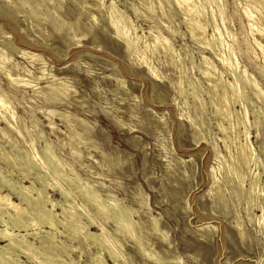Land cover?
I'll return each mask as SVG.
<instances>
[{
	"label": "rangeland",
	"instance_id": "obj_1",
	"mask_svg": "<svg viewBox=\"0 0 264 264\" xmlns=\"http://www.w3.org/2000/svg\"><path fill=\"white\" fill-rule=\"evenodd\" d=\"M10 1L0 0V50L5 51L3 54H7V58L13 62L11 63L10 60V64L14 67L11 72L6 71V73L5 70L0 69V97L5 100L6 96L8 98L6 102L9 100L12 111L15 110L13 111L16 119H14V131L10 133L16 138L18 146H22V151L30 156V158L27 157L26 164L18 160L20 153L18 151L16 153V150L8 145L7 138L4 141L0 134V145L4 146L8 153L12 152L11 159L21 166H28L32 160L38 159L35 162L38 161L37 163L41 164L40 166L48 172L51 180L53 178L59 189L62 187L61 190L64 193H69H67L70 195L69 201L75 205L77 212L83 214L82 216L78 213L76 218V223L81 221L77 223L78 226L81 225L80 229L83 230L89 225L92 226L94 233L103 235L101 240L103 238L104 241H102L106 244L109 242L110 250L120 255H118L119 264H157L159 260V264H177V262L179 264H264V227H262L264 213L261 212V209L264 212V199L259 196L264 193L263 191L255 192L252 195L254 199L250 196L253 200L248 196L250 183L257 175L261 176H258L259 187L264 189V96L261 95V93L264 94V52L256 46L259 45L257 44L259 36L252 34L247 15L243 14V10L248 8L259 18V24L264 28V8L260 4L257 5L256 0H217L218 5L222 2L218 7L223 6V10L220 9V11L217 8L218 5L215 3L216 5L213 6L214 2L209 0L212 4L208 14L201 19L198 27H194L201 26L204 30L207 29L206 33L203 31V39L200 41L194 38L196 34L194 36L190 32L189 22L196 13L191 14L186 5L182 4L181 7L176 0H168V2L167 0H144V3L143 0H106L102 9L99 8L97 0H62V2L61 0H27L28 2L13 0L14 4ZM202 1L198 2L199 7L201 3L207 4L205 0ZM146 2H148L147 5ZM110 3H115L117 6L114 5L111 9ZM194 4L190 2V6ZM159 5L161 8L164 6L163 10ZM120 10L124 11V18L120 20L123 23L126 19L125 23L130 25V34L133 37L139 36L137 37L140 44L137 43V46L141 50L137 47L138 50H134V52L138 51L139 55L129 52L126 43L118 37L111 25L112 19H119L116 11ZM212 10L215 12L211 13ZM113 14L115 16L111 17ZM213 16L216 22L210 21L213 20ZM186 19L188 24L184 23ZM222 19L226 22L224 23ZM214 34L218 36L219 42H215L213 51L206 44L207 41L213 40ZM156 39L163 45L155 44ZM144 44L147 47H144ZM226 45L229 47L228 51ZM169 48L175 51L170 50L171 53L173 52L171 54L168 52ZM142 51L145 53H143L144 56ZM21 52H27L30 55L25 56ZM215 52L222 53L226 61L230 60L229 63L237 59V74L240 80L246 81L247 88L244 91L245 96L238 97L241 104L233 103L231 99L230 107L232 111L240 113L244 117H242L244 122L247 121L249 125L247 122V124H240L236 115H232L231 119L223 118L222 115L217 114L216 107L210 103L211 95L209 94L212 91L213 79L210 80L209 76H205L209 70L218 72V77L225 84L230 82L227 85L231 89V98H233L232 90L241 88V86L237 88L238 81L232 78L229 69L219 62ZM34 54L36 58L31 57ZM178 56L181 57L180 61ZM142 58L144 62L141 61ZM181 62L186 67L182 66ZM182 67L188 72L186 69L182 72L184 70ZM18 77V81H14ZM39 77L42 80L37 82L36 78ZM21 78L25 85L24 83L22 85ZM59 81L66 85L58 84ZM182 81H184L183 84ZM255 85L258 86L259 92L262 91L261 96L256 91ZM63 86L68 88L69 95L62 96L55 93L60 96L55 94L50 96L53 94L50 89L58 90ZM242 97L247 98L243 100ZM245 99H248L247 102ZM47 110L50 112L48 113ZM51 111L59 113L53 112L54 115H51ZM67 116L69 118L66 119ZM5 127L6 124L0 121V129ZM68 136L74 139L71 141ZM82 141L86 142V146L84 143L81 144ZM71 142L74 143L71 144ZM35 143L36 145H33ZM47 144L50 147H47ZM242 144L254 150H252L254 158H258V161L255 158V161L248 166L241 163L238 148H241ZM70 145L74 146L75 150H80L75 152ZM95 148H98V152ZM45 153L50 154L51 157L55 154V158L58 159V162L55 161L56 159L53 160L55 166L53 164V167L47 166L49 156L47 157ZM230 157L232 162L229 160ZM235 160L236 162L240 160L239 166H241H237L234 174H242L244 177L234 175L231 171L233 169L229 171L230 167L233 168ZM57 166L62 172V177H57L58 175L54 173ZM10 168L12 166L9 167L8 163L0 158V172L3 171L1 174L6 177L9 174L8 178H11L8 172ZM14 174L12 177L15 179L22 178L16 170ZM30 175H27L24 181L27 186H30L32 182ZM42 176L39 177L42 178ZM241 179L243 183L245 180L246 185ZM48 183L46 195L53 201H62V206L56 213L60 215L64 208L68 219L75 218L60 192L55 191L50 186L51 183L49 185ZM240 184L242 186H239ZM36 186L41 187L38 182ZM77 187L80 188L77 189ZM3 191L5 194L8 192L5 189ZM88 193L90 197L95 196V198H90ZM12 198L15 203H19L18 198L15 196ZM95 199L102 200L96 202L102 205L97 204L95 207ZM119 205L124 209L132 210L133 220L138 223L132 233L133 240L127 232H116L117 226L108 216L110 215L108 213L114 212L113 209L121 208ZM99 207L107 208L108 215L100 214L102 212L97 211ZM7 212L15 213L14 210ZM99 225L105 229V232L101 231ZM60 235L59 232L56 233L57 239L64 241L70 247L69 255L63 253L62 260L70 264H100L95 258L100 247L94 241L93 244L92 239L87 242L83 239L73 241ZM145 253H149L148 256L151 253L152 255L148 257ZM103 258L106 259L105 264H117L107 252L103 253ZM154 258L158 260L155 261ZM50 261L48 260V264H57ZM24 264L31 263L24 260Z\"/></svg>",
	"mask_w": 264,
	"mask_h": 264
},
{
	"label": "bare ground",
	"instance_id": "obj_2",
	"mask_svg": "<svg viewBox=\"0 0 264 264\" xmlns=\"http://www.w3.org/2000/svg\"><path fill=\"white\" fill-rule=\"evenodd\" d=\"M13 0H11L10 2H12ZM19 1V0H18ZM27 1V0H26ZM25 1V2H26ZM38 1V0H37ZM42 1V0H41ZM54 1V0H53ZM64 1V0H63ZM96 1V0H95ZM98 1V3H99V8H101L103 5H104V2L106 1V0H97ZM146 1V0H145ZM144 0L142 1L143 3L145 2ZM158 1V0H157ZM166 1V0H165ZM200 1H202V0H176V3H178L181 7H182V4L185 6H187V10H189V12L191 13V14H193V13H196L195 14V17L189 22V25L191 26V31L190 32H192L193 34H194V36H195V34H196V36L194 37V38H196V39H198V40H202L203 39V31L205 32L207 29H205L204 30V28H202L201 26H200V28H194V27H198V24L201 22V19L205 16V15H207L208 14V10H209V8H211V2L209 1V0H205L206 1V3L207 4H205V5H203L202 3H201V7H199L198 6V2L200 3ZM217 0H212V2H214V4H213V6L214 5H216L217 4V2H216ZM223 1V0H222ZM225 1V0H224ZM14 2V1H13ZM12 2V3H13ZM23 2V1H22ZM28 2V1H27ZM26 2V3H27ZM40 2V1H39ZM48 2V1H47ZM61 2H62V0H61ZM60 2V3H61ZM75 2V1H74ZM85 2H87V1H85ZM149 3H150V1H148ZM148 2H146V5H147V3ZM163 2V1H162ZM167 2H168V0H167ZM190 2H193V3H195L193 6L191 5L190 6ZM203 2V1H202ZM251 2H253V1H251ZM19 3V2H18ZM37 3V2H36ZM160 3V2H159ZM216 3V4H215ZM226 3V2H225ZM256 3H258L257 5H261V7L262 8H264V0H256ZM14 4V3H13ZM22 4V3H21ZM45 4V3H44ZM43 4V5H44ZM111 4V3H110ZM161 4V3H160ZM222 4V2L217 6V8L220 6ZM243 4V3H242ZM11 5V4H10ZM9 5V6H10ZM28 5H29V3H28ZM85 5V4H84ZM83 5V6H84ZM115 5V3H113V4H111L110 5V7H111V9L112 8H114L113 6ZM162 5V4H161ZM161 5H159L160 6V8H161ZM171 5V4H170ZM240 5H241V3H240ZM16 5H14V7H15ZM23 6H24V2H23ZM22 6V7H23ZM26 6V5H25ZM36 6V5H35ZM34 6V7H35ZM45 6V5H44ZM59 6V5H58ZM86 6V5H85ZM115 6H117V4L115 5ZM150 6V5H149ZM153 6H154V4H153ZM254 6V5H253ZM21 7V8H22ZM27 7V6H26ZM38 7V6H37ZM52 7H53V4H52ZM87 7V6H86ZM106 7V6H105ZM135 7V6H134ZM157 7V6H156ZM155 7V8H156ZM163 7L164 6H162V10H163ZM216 7V6H215ZM241 7V6H240ZM257 7V6H256ZM256 7H255V9H256ZM24 8V7H23ZM22 8V9H23ZM30 9H32L31 7H29ZM28 8V9H29ZM59 8H61L60 6H59ZM59 8H58V10H59ZM83 8H85V7H83ZM118 8V7H117ZM149 8V7H148ZM159 8V9H160ZM202 8V9H201ZM242 8V7H241ZM252 8V7H251ZM259 8H260V6H259ZM25 9V8H24ZM41 9V8H40ZM102 9V8H101ZM184 9V8H183ZM201 9V10H200ZM219 10L220 9H222L223 10V6L221 7V8H218ZM217 9V10H218ZM243 9H245L244 8V6H243ZM39 10V9H38ZM117 10V9H116ZM149 10H151V9H149ZM211 10V9H210ZM226 10V9H225ZM262 10V12H263V9H261ZM24 11H26V10H24ZM34 10H32V12H33ZM61 12H62V10H60ZM59 11V12H60ZM84 11V10H83ZM135 11V10H134ZM138 11V10H137ZM181 11H182V9H181ZM221 11V10H220ZM1 12H3V11H1ZM31 12V11H30ZM36 12H38V11H36ZM54 12V11H53ZM113 12V11H112ZM117 13H118V16H117V14L115 13V11H114V14H116V16L117 17H119V19L118 18H116V19H112L111 20V22H112V26H113V28H114V30H115V32H116V34L118 35V37L120 38V39H122L123 41H124V43H126V47L128 48V50H130L129 52H131V53H133L134 52V50L136 49V47L138 48V46H137V43L138 44H140V42H138V37L137 36H132L131 34H130V32H131V30H130V25L128 26L126 23H125V20H124V22L123 23H125V24H123L122 23V21L120 20V19H122V18H124L123 16V12H121V10L120 11H116ZM165 12V11H164ZM163 12V13H164ZM213 12H215V11H211V13H213ZM223 13H224V11H222ZM243 14H244V16H246V18H248L247 19V21L250 23H248V25H250L251 26V31H252V34H254V35H258L259 36V41H258V43L257 42H255V40H254V44H259V45H256V46H258V47H260L261 48V50L264 52V42L262 41V40H264V28L259 24V18L256 16V15H254L251 11H249L248 10V8L247 9H245V11L243 10ZM259 12V11H258ZM261 12V11H260ZM40 13V12H39ZM48 13V12H47ZM55 13V12H54ZM187 13V12H186ZM189 13V14H190ZM220 13V12H219ZM218 13V14H219ZM222 13V14H223ZM246 13V14H245ZM25 14V13H24ZM36 14H38V13H36ZM111 15V17L112 16H115V15ZM135 14H138V13H135ZM161 14H162V12H161ZM183 14V13H182ZM191 14H190V16H191ZM215 14V13H214ZM217 14V15H218ZM221 14V13H220ZM219 14V15H220ZM259 14V13H258ZM263 14H264V12H263ZM26 15V14H25ZM35 15V14H34ZM40 15V14H39ZM52 15V14H51ZM57 15V14H56ZM156 15V14H155ZM164 15V14H163ZM216 15V14H215ZM214 15V16H215ZM218 15V16H219ZM8 16V15H7ZM37 16V15H36ZM36 16H35V18H36ZM41 16V15H40ZM110 16V15H109ZM126 16V15H125ZM194 16V15H193ZM211 16H212V14H211ZM213 16V17H214ZM258 16H260V15H258ZM31 17H34V16H32L31 15ZM39 17V16H38ZM56 17V16H55ZM94 17V16H93ZM111 17H109V18H111ZM164 17H165V15H164ZM212 17V18H213ZM221 17H223V16H221ZM263 17V16H262ZM9 18V17H8ZM46 18V17H45ZM96 18V17H95ZM108 18V17H107ZM224 18V17H223ZM245 18V17H244ZM245 18V19H246ZM44 19V18H43ZM47 19V18H46ZM46 19H44V21L45 22H47L46 21ZM52 19V18H51ZM63 19V18H62ZM128 19H129V17H128ZM127 19V20H128ZM35 20V19H34ZM95 20V19H94ZM188 19H186V21H184V23L185 22H187V23H185V24H188V21H187ZM215 20V17L213 18V20H210V21H214ZM36 21V20H35ZM41 21H43V20H41ZM50 21V20H49ZM54 21V20H53ZM60 21V20H59ZM129 21H132V20H129ZM222 21H224L223 19H222ZM38 22V21H37ZM62 22V21H61ZM67 22V21H66ZM95 22V21H94ZM215 22H216V20H215ZM226 21H224V23H225ZM70 23V22H69ZM129 23V22H128ZM212 23V22H211ZM223 23V24H224ZM261 23V22H260ZM57 24V23H56ZM95 24V23H94ZM97 24V23H96ZM204 24H205V22H204ZM210 24V23H209ZM42 25V24H41ZM65 25V24H64ZM67 25V24H66ZM133 25V22L131 23V26ZM214 25V24H213ZM209 26V25H208ZM37 27H38V25H37ZM61 27V26H60ZM65 27V26H64ZM63 27V28H64ZM67 27V26H66ZM133 27V26H132ZM211 27V26H210ZM249 27V26H248ZM56 28V27H55ZM190 28V27H189ZM217 28V27H216ZM65 29V28H64ZM133 29V28H132ZM168 29H169V27H168ZM218 29V28H217ZM250 29V28H249ZM1 30H3V29H1ZM134 30V29H133ZM159 30V29H158ZM213 30V29H212ZM137 31V30H136ZM215 31V30H214ZM218 31H219V29H218ZM250 31V32H251ZM6 32V31H5ZM134 32H135V30H134ZM159 32V31H158ZM157 32V33H158ZM213 32V31H212ZM72 33H73V31H72ZM135 33H137V32H135ZM161 33V32H160ZM159 33V34H160ZM206 33V32H205ZM208 33V32H207ZM213 33H216V32H213ZM133 34V33H132ZM152 34V33H151ZM171 34V33H170ZM176 34V33H175ZM192 34V35H193ZM160 35H162V34H160ZM159 35V36H160ZM158 36V35H157ZM163 36V35H162ZM161 36V37H162ZM173 36H174V34H173ZM251 36V35H250ZM76 37V36H75ZM154 37H155V35H154ZM218 36H216V34H214L213 35V40L212 39H210V40H212V41H207V44L206 45H208L209 47H211V49L214 51V44H216V43H218L219 42V40H218V38H217ZM222 37V36H221ZM220 37V38H221ZM85 38V37H84ZM83 38V39H84ZM143 38V37H142ZM156 38V37H155ZM159 40H160V38L159 37H157ZM164 38V37H163ZM163 38H162V41H164L165 40V38H164V40H163ZM73 39V38H72ZM222 39V38H221ZM220 39V40H221ZM76 40V39H75ZM148 40V39H147ZM157 40V39H156ZM194 40V39H193ZM224 40V39H223ZM74 41V40H73ZM140 41V40H139ZM141 41H142V39H141ZM155 41V40H154ZM3 42V41H2ZM75 42V41H74ZM156 42V41H155ZM216 42V43H215ZM4 43V42H3ZM73 43V42H72ZM144 43H146V42H144ZM159 43V41L157 40V42L155 43V44H158ZM163 43H165V41L163 42ZM169 43V42H168ZM77 44V43H76ZM141 44L143 45V43L141 42ZM159 44H161V45H163L162 43H159ZM220 46H221V41H220ZM14 45V44H13ZM169 45V44H168ZM223 45H224V43H223ZM11 46V45H10ZM73 46V45H72ZM78 46H79V44H78ZM81 46V45H80ZM151 46H153V45H151ZM160 46V45H159ZM166 46V45H165ZM228 45H226V47H227ZM140 47V46H139ZM144 47H147V46H145V44H144ZM156 47V46H155ZM163 47V46H162ZM167 47H169V46H167ZM72 48V47H71ZM154 48V47H153ZM157 48H159V47H157ZM164 48V47H163ZM224 48V47H223ZM1 49V48H0ZM139 49V48H138ZM138 49H136V50H138ZM148 49V48H147ZM162 49V48H161ZM168 49V48H167ZM228 49H229V47H227V51H228ZM11 50V49H10ZM139 50H141V49H139ZM148 50H150V49H148ZM162 50H164V49H162ZM170 50L171 51H175L174 49H172V48H169V50H168V52H170ZM212 50H211V52H212ZM223 50V49H222ZM12 51V50H11ZM127 51V50H126ZM145 51H146V49H145ZM154 51V50H153ZM221 51V50H220ZM3 52H5V51H1L0 50V69L1 70H5V73H6V71L7 72H11V70H13V65H11L10 64V60L7 58V54H3ZM23 52V51H22ZM21 52V54L22 55H30V54H28L27 52L26 53H22ZM128 52V51H127ZM152 52V51H151ZM164 53H166L165 51H163ZM231 52V51H230ZM135 53H138V51L137 52H134V54ZM144 52L142 51V54H143ZM171 53V52H170ZM173 53V52H172ZM171 53V54H172ZM216 53V52H215ZM231 53H233V52H231ZM10 54V53H9ZM145 54V53H144ZM144 54H143V56H144ZM169 54V53H168ZM222 54V53H221ZM220 53H216V55H217V57H218V59L220 60L219 62H221L222 64H223V66L225 65L228 69H229V72H230V75H232V78H234L236 81H238V83L239 84H242V85H237L238 87L237 88H239V86H241V88H239L240 90H236L235 88L232 90V97L233 98H231V89H230V87H228V83H230V82H226L227 84H225L224 82H223V80H221L219 77H218V72L217 73H215L214 71L215 70H209V71H207L206 72V74H205V76L207 77V76H209V78H210V80H211V78L213 79L212 80V91H211V93L209 94V95H211L210 96V98H211V102L210 103H212L215 107H216V111H217V114H220V115H222V117L223 118H225V119H229L230 117H232V115H236V117H237V119H238V121H239V123L240 124H242L243 125V123H245V124H247L246 122H244V120H243V116H241V114L240 113H238V112H236V111H232L231 110V105L230 104H232V103H230L231 102V99H233V103H237V102H239L238 100H240V99H238V97L240 98V96H245V94H244V91H245V89L247 88V83H245V82H243L242 80H240V77H239V75L237 74V72H238V65H237V59H235L236 61H232V63H229V61H226L225 60V58L223 57L224 55L222 54L221 55ZM228 54V53H227ZM235 54H236V52H235ZM11 55V54H10ZM35 55L36 54H34V55H31V57H35ZM131 55H133V54H131ZM138 55H139V53H138ZM148 55H149V53H148ZM142 56V55H141ZM166 56V55H165ZM214 56H215V54H214ZM11 57V56H10ZM135 57V56H134ZM134 57H131V58H134ZM168 57V56H167ZM166 57V58H167ZM173 57H175V55L173 56ZM172 57V58H173ZM176 57H177V54H176ZM179 57V61H180V59H181V57L180 56H178ZM230 57V56H229ZM236 57H237V55H236ZM235 57V58H236ZM28 58H30V57H28ZM36 58V57H35ZM38 58V57H37ZM148 58V57H147ZM153 58V57H152ZM169 58H170V56H169ZM204 58V57H203ZM206 58V57H205ZM231 58V57H230ZM23 59V58H22ZM31 59V58H30ZM41 59H42V57H41ZM145 59V58H144ZM227 59V58H226ZM24 60V59H23ZM134 60V59H133ZM136 60V59H135ZM147 60V59H146ZM172 60V59H171ZM206 60V59H205ZM228 60V59H227ZM233 60V59H232ZM37 61H39V59L37 60ZM43 61V60H42ZM141 61H143V58H142V60ZM178 61V62H179ZM184 61V60H183ZM33 62V61H32ZM41 62V61H40ZM144 62V61H143ZM174 62H176V61H174ZM177 62V63H178ZM11 63H13L12 62V60H11ZM37 63V62H36ZM46 63V62H45ZM150 63H151V61H150ZM149 63V64H150ZM182 63V62H181ZM181 63H179V64H181ZM144 64H146V62L144 63ZM169 64H171V63H169ZM183 64V63H182ZM195 65V64H194ZM193 65V66H194ZM204 65V64H203ZM176 66H177V64H176ZM181 66V65H180ZM182 66H184V67H186L184 64L182 65ZM205 66V65H204ZM152 67V66H151ZM150 67V68H151ZM184 67H182L184 70L182 71V72H184L185 71V69L186 68H184ZM149 68V67H148ZM176 68V67H175ZM178 69H179V67H177ZM208 68V67H207ZM216 68V67H215ZM239 68H241V67H239ZM152 69V68H151ZM209 69V68H208ZM0 70V71H1ZM45 70H47V69H45ZM155 70V69H154ZM180 70V69H179ZM200 70V69H199ZM180 71V72H181ZM186 71H187V69H186ZM203 71V70H202ZM242 71V70H241ZM244 71H246V70H244ZM4 72V71H3ZM188 72V71H187ZM247 72V71H246ZM4 73V74H5ZM43 73V72H42ZM45 73V72H44ZM156 73V72H155ZM228 73V72H227ZM245 73V72H244ZM8 74V73H7ZM46 74H48V73H46ZM180 74V73H179ZM182 75L184 74V73H181ZM221 74V73H220ZM226 74V73H225ZM247 74V73H246ZM9 75V74H8ZM11 75V74H10ZM155 75V74H154ZM181 75V76H182ZM223 75V74H222ZM51 76V75H50ZM156 76V75H155ZM184 76H186V74L184 75ZM203 76V75H202ZM205 76H203V77H205ZM245 76H247V75H245ZM5 77H7V76H5ZM157 77H158V75H157ZM183 77V76H182ZM221 77V76H220ZM10 78H12V77H10ZM9 78V79H10ZM53 78V77H52ZM185 78H187V77H185ZM244 78H246V77H244ZM253 78V77H252ZM14 79V78H13ZM13 79H11V80H13ZM17 79H19V77L18 78H16V79H14V81L15 80H17ZM24 79V78H23ZM33 79V78H32ZM183 79V78H182ZM254 79V78H253ZM22 80V78L20 79V81ZM33 80H35V79H33ZM39 80H42L40 77L39 78H36V81L38 82ZM56 80V79H55ZM59 80V79H58ZM61 80V79H60ZM207 80V79H206ZM18 81V80H17ZM54 80H52V82H53ZM118 81H119V79H118ZM191 82H192V80H190ZM199 81V80H198ZM209 81V80H208ZM227 81V80H226ZM51 82V81H50ZM61 81H59V83L58 84H65V83H60ZM123 81L121 80V84H123L122 83ZM125 82V81H124ZM186 82V81H185ZM190 82V83H191ZM194 82V81H193ZM249 82V81H248ZM257 82V81H256ZM16 83V82H15ZM21 83H22V85H23V83L24 82H22L21 81ZM27 83V82H26ZM29 83H31V81L29 82ZM117 83H120V82H117ZM180 83H181V80H180ZM184 83V81H182V84ZM235 83H237V82H235ZM19 84V83H18ZM17 84V86H19ZM120 84V85H121ZM182 84H180L181 86H182ZM189 84V83H188ZM192 84V83H191ZM202 84V83H201ZM252 84H253V82H252ZM16 85V84H15ZM24 85H25V83H24ZM53 85V84H52ZM66 85V84H65ZM125 85V84H124ZM190 85V84H189ZM193 85V84H192ZM209 85V84H208ZM258 85V84H257ZM257 85H255L256 87L255 88H257L258 86ZM26 86H28V85H26ZM25 86V87H26ZM49 86V85H48ZM55 86V85H54ZM53 86V87H54ZM58 86H60L61 87V85H58ZM69 87H71L70 85H68ZM126 86V85H125ZM184 86V85H183ZM191 86V85H190ZM194 86H195V83H194ZM198 86H199V84H198ZM254 86V85H253ZM52 87V88H53ZM59 87V89H61ZM64 87V86H63ZM62 87V89L61 90H54V89H50V91L51 92H53V94H50V96L51 95H54L55 93H59L60 95H62V96H66V94H67V91H68V88H63ZM121 87V86H120ZM123 87V86H122ZM180 87V86H179ZM231 87H232V85H231ZM50 88V87H49ZM183 88V87H182ZM193 88V87H192ZM254 88V87H253ZM254 88V89H255ZM55 89H56V87H55ZM126 89V88H125ZM184 89V88H183ZM261 89V88H260ZM72 89H70V91H71ZM180 90H181V88H180ZM210 90V89H209ZM259 90V88H257V90L256 91H258ZM56 91H58V92H56ZM75 91V90H74ZM185 91V90H184ZM73 92V91H72ZM180 92V91H179ZM187 92V91H186ZM209 92V91H208ZM262 91L260 90V92L258 91V94H259V96H261V95H263L264 96V94H262L261 93ZM73 93H75V92H73ZM182 93V92H181ZM180 93V94H181ZM246 93H247V91H246ZM260 93H261V95H260ZM58 94V95H59ZM70 94V92L67 94V95H69ZM75 94H77V93H75ZM184 94V93H183ZM189 94V93H188ZM4 95V94H3ZM57 94H55V96H58ZM59 95V96H60ZM193 95V94H192ZM2 96V95H1ZM183 96V95H182ZM185 96H186V94H185ZM184 96V97H185ZM247 96V95H246ZM255 96H256V94H255ZM259 96H256V97H259ZM262 96V97H263ZM195 98H196V95L194 96ZM248 97V96H247ZM247 97H244V98H247ZM261 97V98H262ZM5 98L6 99H8L6 96H5ZM44 98V97H43ZM181 98V97H180ZM187 98H188V96H187ZM186 98V99H187ZM244 98L242 97V99L244 100ZM250 98V97H249ZM248 98V99H249ZM6 99L4 100L3 98H1L0 97V121L2 122H4L5 124H6V127L5 128H2V129H0V134H1V136H2V138H4L3 140L5 141L6 139L5 138H7V143H8V145L10 146H12L13 147V149L14 150H16V153H17V151H18V153H20L19 154V158H18V160L20 159L21 161H23V162H25L24 164H26V162H27V157L28 158H30V156H27L26 154L27 153H25V152H23L22 151V146H18V142H17V140H16V138L14 137V136H12V134L10 133V131H14V119H15V116H14V112H15V110H13L12 111V109H11V106L9 105V100H7L8 102H6ZM45 99H47L46 97H45ZM65 99V98H64ZM247 99V100H248ZM251 99V98H250ZM258 99V98H257ZM263 99V98H262ZM51 100H53V99H51ZM59 100V99H58ZM188 100V99H187ZM186 100V101H187ZM247 100L245 99V101L247 102ZM185 101V102H186ZM250 101V100H249ZM58 102V101H57ZM188 102V101H187ZM186 102V103H187ZM251 102V101H250ZM240 104H241V102H239ZM11 104H12V102H11ZM188 105H189V103H188ZM237 105H239V104H237ZM254 105L256 106V104L254 103ZM253 105V106H254ZM236 106V105H235ZM254 106V107H255ZM214 107V108H215ZM243 108V107H242ZM261 108V107H260ZM234 109V108H233ZM243 109H245V108H243ZM48 111V110H47ZM246 111V110H245ZM254 111H257V110H254ZM50 111H48V113H49ZM54 112V111H53ZM52 111H51V115L53 114L54 115V113H53ZM215 112V111H214ZM240 112V111H239ZM259 112H261L260 110H259ZM14 113V114H13ZM41 113H43L44 114V112H41ZM47 113V112H46ZM56 113H59V112H56ZM55 113V114H56ZM253 113H255V112H253ZM262 113V112H261ZM260 113V116H262V114ZM215 114V113H214ZM217 114H215V115H217ZM256 114V113H255ZM48 115V114H47ZM245 115V114H244ZM247 115V114H246ZM257 115V114H256ZM56 116V115H55ZM61 116V115H60ZM59 116V117H60ZM218 116V115H217ZM258 116H259V114H258ZM259 116V117H260ZM18 117V116H17ZM56 117H58V116H56ZM216 117V116H215ZM243 117V118H242ZM248 117V116H247ZM263 117H264V115H263ZM51 118V117H50ZM67 118H69V116H67L66 117V119ZM222 118V119H223ZM246 118V117H245ZM231 119V118H230ZM16 120V119H15ZM64 120V119H63ZM69 120V119H68ZM74 120H77V119H74ZM78 120H81V119H78ZM235 120H236V118H235ZM257 120V119H256ZM255 120V121H256ZM64 121H66V120H64ZM121 121V120H120ZM220 121V120H219ZM224 121V120H223ZM231 121V120H230ZM233 121V120H232ZM228 122V121H227ZM236 122V121H235ZM256 122H258V121H256ZM54 123V122H53ZM77 123V122H76ZM79 123L81 124V122L79 121ZM83 124H84V122H82ZM123 123V122H122ZM224 123V122H223ZM226 123V122H225ZM232 123V122H231ZM238 123V124H239ZM259 123V122H258ZM86 124V123H85ZM119 124H121L120 122H119ZM17 125V124H16ZM50 125H51V123H50ZM87 125V124H86ZM126 125H128V124H126ZM234 125V124H233ZM232 125V126H233ZM236 125H237V122H236ZM248 125H249V123H248ZM121 126H125V125H121ZM17 127V126H16ZM15 127V128H16ZM74 127V126H73ZM129 127V126H128ZM218 127V126H217ZM247 128V127H246ZM71 129H72V127H71ZM75 128H73V130H74ZM37 130V129H36ZM53 130V129H52ZM54 130H55V128H54ZM57 130H59L58 128H57ZM72 130V131H73ZM237 130V129H236ZM15 131L16 132H18L16 129H15ZM76 131V130H75ZM232 131V130H231ZM239 131H240V129H239ZM244 131H245V129H244ZM15 132V133H16ZM220 132V131H219ZM61 133H63V132H61ZM234 133V132H233ZM237 133V132H236ZM240 133H242L243 134V132H240ZM240 133H239V135H240ZM244 133H246V132H244ZM79 134V133H78ZM248 134V133H247ZM74 135V134H73ZM76 135V134H75ZM19 136V135H18ZM31 136V135H30ZM83 136V135H82ZM70 137H72V136H70ZM70 137L68 136V138L70 139ZM79 137V136H78ZM77 137V138H78ZM240 137H241V135H240ZM42 138V137H41ZM79 138H82L83 139V137H79ZM78 138V139H79ZM239 138V137H238ZM247 138H249V137H247ZM71 139H74V138H71ZM70 139V140H71ZM79 140H81V139H79ZM72 141V140H71ZM74 141V140H73ZM76 141V140H75ZM247 141H249V139L247 140ZM241 142H242V140H241ZM36 143H37V141H36ZM36 143L35 144H33V145H36ZM74 143V142H73ZM72 142H71V144H73ZM76 143V142H75ZM85 144L86 142H83L82 141V143L81 144ZM78 144V143H77ZM247 144V143H246ZM250 144V143H249ZM251 145V144H250ZM47 147H50V146H48V144L46 145ZM46 146H44L45 147V151H46ZM72 145H70V147H71ZM85 146H86V144H85ZM74 146H72V149H73V151H78V150H80V149H77V150H75L74 148H73ZM79 147V146H78ZM84 147V146H83ZM229 148V147H228ZM96 149V148H95ZM98 149V148H97ZM96 149V150H97ZM230 149V148H229ZM238 149H240V153H239V159L241 158L242 159V161H241V163H244L245 165H250L253 161H255V158H254V150L252 151L248 146H246V145H243L242 144V146H241V148H238ZM51 150V149H50ZM49 150V151H50ZM44 151V150H43ZM44 151V152H45ZM48 151V152H49ZM72 151V152H73ZM97 152H98V150H97ZM230 152H232V151H230ZM10 153H12V152H10ZM10 153H8L7 151H6V149L4 148V146H2V145H0V158L2 159V160H4L5 162H7L8 163V165H9V167L10 166H12V168H10L9 169V173H10V175H11V178H8V176H9V174H8V176L6 177V176H4V175H2L1 173H3V171L2 172H0V264H24V260H26V262H28V263H31V264H48V260L50 261V260H52V262L54 261V262H57V264H70V263H68L67 261H65V260H62V258H61V256H62V254L63 253H65V254H68L69 255V246L68 245H66V243L64 242V241H59L58 239H57V237H56V233L57 232H59L61 235H63V236H65V238L67 237V239L69 238V239H72L73 241L75 240V239H83V240H85V242H87V241H89L90 239H92V242L94 241V242H96V245L98 244L99 245V247H100V250L98 249V248H96V249H98L99 251L98 252H96L97 254H96V260L97 261H99L100 262V264H105V260H104V258H103V253L104 252H107L108 254H109V256L111 257V259L113 260V261H115L117 264H119V259H118V257L120 256L119 254V256L116 254V252L114 253L112 250H110V248H109V242L106 244L105 242H103L104 241V239L102 238V240H101V237L103 236V235H101V234H99V233H94L93 232V229H91L92 228V226L90 227L89 225L84 229L83 228V230L82 229H80V227L79 226H81V225H79L78 226V224L77 223H79V222H81V221H79V222H77L76 223V218H78V213H80V212H77V209H76V207H75V205H73V203H71L70 201H69V196L70 195H68L67 193H64V191L63 190H61L62 189V187H60L61 189H59V187H58V185L56 184V182L55 181H53V178H52V180L49 178V176H48V172H46L45 170H43V168L37 163V162H35L36 160H38V159H36L35 161H33L32 160V162H31V164L30 165H28V166H21V165H19V164H16L12 159H11V157H10ZM40 153V152H39ZM79 153H81V152H79ZM101 153V152H100ZM46 154V153H45ZM48 154V153H47ZM46 154V156L48 157L50 154H52V152L50 151V154L49 155H47ZM72 154H74V153H72ZM77 154H78V152H77ZM76 154V155H77ZM229 154V153H228ZM256 154V153H255ZM31 155V154H30ZM39 155V154H38ZM75 155V154H74ZM231 155V154H230ZM257 155V154H256ZM33 156V155H32ZM42 156H43V154H42ZM41 156V159L43 158ZM45 156V155H44ZM79 156V155H78ZM18 157V156H17ZM34 157V156H33ZM32 157V158H33ZM40 157V156H39ZM50 157V158H49ZM48 157V160H47V166H52V164H53V160H55L56 158V156H55V154L53 155V157H51V156H49ZM238 157V156H237ZM31 158V159H32ZM37 158V157H36ZM54 158V159H53ZM220 158V157H219ZM218 158V159H219ZM234 158V157H233ZM236 159V158H235ZM238 159V158H237ZM258 158H256V160H257ZM29 160V159H28ZM40 160V159H39ZM230 161H231V157H230V159H229ZM31 161V160H30ZM55 161H57L58 162V159H56ZM226 161H228V160H226ZM258 161V160H257ZM43 162H45V161H43ZM232 162V161H231ZM230 162V163H231ZM235 163H233L232 165H233V168H229V171H230V169H233V170H231V171H233V174L235 173V171L237 170V166H239V163H240V160H238L237 162H236V160L234 161ZM259 162H260V160H259ZM258 162V163H259ZM18 163H20V162H18ZM22 163V162H21ZM28 163V162H27ZM60 163V162H59ZM58 163V164H59ZM45 164V163H44ZM45 164V165H46ZM19 165V166H18ZM44 165V166H45ZM54 165V164H53ZM57 165V164H56ZM60 165V164H59ZM228 165V164H227ZM226 165V166H227ZM244 165V166H245ZM43 166V165H42ZM55 166V165H54ZM241 166V165H240ZM239 166V167H240ZM252 166V165H251ZM53 167V166H52ZM58 167V168H57ZM56 167V169H55V171H54V173L56 174V175H58L57 177H62V172L60 171V169H59V166H57ZM256 168H259V167H256ZM48 169V168H47ZM54 169V168H53ZM239 169V168H238ZM249 168H247V170H248ZM15 170L17 171V172H19V174L22 176V178H20V179H15L14 177H12V176H14L15 174ZM49 170H52V169H49ZM240 170V169H239ZM243 170V169H242ZM241 170V171H242ZM259 170V169H258ZM238 172V171H237ZM252 172V171H251ZM53 173V174H54ZM251 176H252V174L250 173V172H248ZM31 174V175H30ZM43 176H42V175ZM52 174V173H51ZM54 174V175H55ZM232 174V173H231ZM237 175H242V174H238V173H236ZM236 174H234V175H236ZM257 174V173H256ZM27 175L29 176L30 175V179L32 180V182H31V185L30 186H27V185H25L24 184V181L26 180V178H27ZM42 176V178H40L39 176ZM55 175V176H56ZM249 175V176H250ZM262 175V174H261ZM264 175V174H263ZM64 176V175H63ZM243 176V175H242ZM258 176L259 175H257L256 177H255V179H254V181L252 182V183H250L251 184V186H250V195H248L249 196V199L252 197V195L255 193V192H262L263 191V193H264V189L262 190V189H260L261 187H259V183L260 182H258ZM54 177V176H53ZM65 177V176H64ZM232 177V176H231ZM244 177V176H243ZM243 177H242V179H243ZM259 177H261V176H259ZM234 178V177H233ZM237 178V177H236ZM239 178V177H238ZM61 179V178H60ZM63 179H66V178H63ZM241 179V180H242ZM28 180V179H27ZM67 180V179H66ZM70 180V179H69ZM68 180V181H69ZM83 181V180H82ZM238 181V180H237ZM240 181V180H239ZM260 181V180H259ZM36 182H38V183H40V185H41V187H37L36 186ZM49 182V183H48ZM84 182V181H83ZM83 182H82V184H83ZM219 182V181H218ZM241 182V181H240ZM47 183H48V185L50 184V186L55 190V191H59L60 192V195H61V197H62V199L64 200V202H66V204H68V206H69V210H70V213H73L74 214V216H75V218H73V219H68V217L65 215L66 213H65V209L64 208H62V211H63V213H61L60 215H62V217H60V215L59 214H57L56 213V211L59 209V208H61V206H62V201H53V200H51V198L48 196V195H46V191H47V188L49 187V186H47ZM58 183V182H57ZM77 183V182H76ZM85 183H87V182H85ZM216 183V182H215ZM242 183H243V180H242ZM245 183V184H244ZM244 185H246V182H245V180H244ZM217 184V183H216ZM238 184H239V182H238ZM67 185V184H66ZM75 185H77V184H75ZM214 185V184H213ZM264 185V184H263ZM60 186V185H59ZM218 186V185H217ZM227 186V185H226ZM239 186H242V184H240ZM85 187V186H84ZM264 187V186H263ZM78 188H80V187H77V189ZM240 188V187H239ZM242 188H244V187H242ZM7 190L8 192L5 194L4 192L5 191H3V190ZM86 189V188H85ZM84 189V190H85ZM88 189V188H87ZM219 189H220V187H219ZM245 190V189H244ZM91 191H93V189L91 190ZM84 192V191H83ZM87 192V191H86ZM219 192V191H218ZM242 192H244V191H242ZM248 192V193H249ZM260 192V193H261ZM83 194V193H82ZM90 194H92V192L90 193ZM221 194V193H220ZM85 195V194H84ZM88 195H89V193H88ZM235 195H236V193H235ZM12 196H15V198H18L19 199V203L17 204V203H15L13 200H14V198H12ZM83 196V195H82ZM91 195H89V197H90ZM93 196V195H92ZM251 196V197H250ZM258 196V195H257ZM260 197L262 196V198L261 199H264V194H260L259 195ZM76 197V196H75ZM87 197V196H86ZM89 197H87V198H89ZM235 197H237V196H235ZM254 197H255V195H254ZM86 198V199H87ZM90 198H92V199H94L95 198V196L94 197H90ZM89 198V200H91ZM98 198V197H97ZM100 198V197H99ZM102 198V197H101ZM100 198V199H101ZM226 198V197H225ZM253 198V197H252ZM251 198V199H252ZM259 198V197H258ZM85 199V198H84ZM100 199H98L97 201L99 202H101L102 200H100ZM254 199V198H253ZM252 199V200H253ZM256 200V199H255ZM93 201V200H92ZM96 199H95V207H96V205L98 204L99 206L100 205H102L101 203L99 204V203H97L96 204ZM103 201H104V199H103ZM251 201V200H250ZM94 202V201H93ZM248 202V201H247ZM251 202H253V201H251ZM257 202V201H256ZM87 203H89V202H87ZM104 203H105V201H104ZM118 203V202H117ZM253 203H255V202H253ZM252 203V204H253ZM106 204V203H105ZM247 205V204H246ZM254 205V204H253ZM256 205V204H255ZM106 206V205H105ZM108 206V205H107ZM106 206V207H107ZM120 206V205H119ZM109 207H110V205H109ZM108 207V209H110ZM115 207H117V205L115 206ZM121 207V206H120ZM251 207V206H250ZM258 207H259V204H258ZM68 208V207H67ZM86 208V207H85ZM100 208V207H99ZM247 208V207H246ZM132 209V208H131ZM257 209V208H256ZM259 209V208H258ZM9 210H14V214H11L10 212L8 213L7 211H9ZM61 210V209H60ZM79 210V209H78ZM101 211L102 213H100V214H104V216H105V214H106V210H107V208H100V209H98L97 211ZM110 210H112V209H110ZM135 210V209H134ZM133 210V211H134ZM253 210H254V208H253ZM66 211H68L67 209H66ZM112 211H114L113 213H108V214H110V215H108V214H106V215H108V216H110V219L111 220H113V223H115L116 224V226H117V230H116V232H119V233H125V232H127L128 234H130L129 236H130V238H131V236H132V240H133V231L135 230V228H136V226H138V223L136 222V221H134L133 220V212H132V210H129V209H124L123 207H121V208H119V209H117V210H115V209H113ZM260 211V210H259ZM8 213V215L7 216H5L7 213ZM108 212H109V210H108ZM236 212V211H235ZM261 212L262 213H264L263 212V210L261 209ZM84 213V212H83ZM68 214V213H67ZM73 214H72V216H73ZM81 214V213H80ZM137 214V213H136ZM82 216H83V214H81ZM80 215V216H81ZM237 215V214H236ZM240 215V214H239ZM263 215V214H262ZM81 216V217H82ZM107 216V217H108ZM261 216V215H260ZM239 217V216H238ZM236 218V219H238L239 220V218ZM263 217V216H262ZM261 217V218H262ZM105 218V217H104ZM109 218V217H108ZM256 218V217H255ZM258 218H260V217H258ZM257 218V219H258ZM79 219H80V217H79ZM82 219V218H81ZM263 219V218H262ZM104 220H106V219H104ZM238 220H236V222L238 221ZM249 220H251V219H249ZM260 221H261V219H259ZM90 221H92V220H90ZM93 222V221H92ZM240 222V221H239ZM261 223V222H260ZM262 223H264V220H262ZM90 224V223H89ZM239 224V223H238ZM241 224V223H240ZM91 225H93V224H91ZM155 225V224H154ZM159 225V224H158ZM210 225V224H209ZM258 225V224H257ZM259 225H261V224H259ZM263 225V224H262ZM83 227V226H82ZM99 227H100V229H101V231L103 232V230H104V232H105V229L103 228H101L102 226H100L99 225ZM98 227V228H99ZM257 227H260V226H257ZM262 227H264V226H262ZM262 227H260V228H262ZM95 228V227H94ZM155 228H156V230L158 229L157 228V226H155ZM237 228H239V227H237ZM241 228V227H240ZM259 228V229H260ZM141 229V228H140ZM139 229V230H140ZM155 230V229H154ZM238 230V229H237ZM240 231V230H239ZM241 232V231H240ZM239 232V233H240ZM135 233H137V231L136 232H134V235H135ZM155 233H156V231H155ZM158 233V232H157ZM127 234V235H128ZM138 234H139V232H138ZM61 235H60V237H61ZM157 235H159V234H157ZM241 235H243V234H241ZM240 235V236H241ZM245 235V234H244ZM137 236V235H136ZM162 236V235H161ZM104 237V236H103ZM135 237V236H134ZM163 237V236H162ZM137 238V237H136ZM140 238H141V236H140ZM139 238V239H140ZM164 238V237H163ZM242 238V237H241ZM244 238V237H243ZM33 239V240H32ZM143 239V238H142ZM264 239V238H263ZM137 240V239H136ZM94 242H93V244H94ZM140 242H141V239H140ZM73 243V242H72ZM139 243V242H138ZM87 244H89V243H87ZM142 244V243H141ZM168 244H169V242H168ZM95 245V246H96ZM143 245V244H142ZM151 245V244H150ZM94 246V247H95ZM119 246H121L120 244H119ZM140 248H142L141 246H139ZM144 247V246H143ZM112 248V247H111ZM171 248V247H170ZM122 249H123V247H122ZM143 249V248H142ZM146 249V248H145ZM151 249V248H150ZM149 249V250H150ZM124 250V249H123ZM144 250V249H143ZM143 250H142V252H143ZM72 251V250H71ZM97 251V250H96ZM116 251V250H115ZM151 251V250H150ZM149 251V252H150ZM152 251H153V249H152ZM144 253V252H143ZM146 255L147 254H149V253H145ZM68 255H66V256H68ZM143 255V254H142ZM151 255H152V253H151ZM150 255V256H151ZM63 256H64V254H63ZM148 256V255H147ZM150 256H148V257H150ZM154 256V255H153ZM155 257V256H154ZM157 257H159V256H157ZM24 259V260H23ZM67 259V258H66ZM110 259V260H111ZM148 259V258H147ZM149 259H151V258H149ZM148 259V260H149ZM155 259V258H154ZM71 260V259H70ZM70 260H69V262H70ZM92 260H94V259H92ZM152 260V259H151ZM150 260V261H151ZM158 260V259H157ZM156 259H155V261H157ZM180 260V259H179ZM152 261H154V260H152ZM160 261V260H159ZM159 261H158V263L157 264H159ZM51 262V261H50ZM94 262V261H93ZM96 262V261H95ZM181 262V261H180ZM78 263V262H77ZM154 263V262H153ZM156 263V262H155ZM161 263V262H160ZM176 263V262H175ZM183 263V262H182ZM49 264H51V263H49ZM74 264V263H73ZM177 264H179V262H177Z\"/></svg>",
	"mask_w": 264,
	"mask_h": 264
}]
</instances>
